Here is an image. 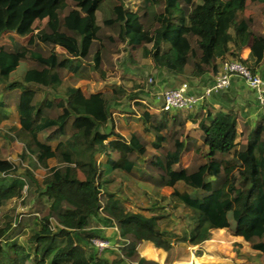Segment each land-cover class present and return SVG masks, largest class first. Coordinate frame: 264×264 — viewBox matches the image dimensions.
Masks as SVG:
<instances>
[{
  "label": "trees",
  "instance_id": "trees-1",
  "mask_svg": "<svg viewBox=\"0 0 264 264\" xmlns=\"http://www.w3.org/2000/svg\"><path fill=\"white\" fill-rule=\"evenodd\" d=\"M106 2L0 0V37L13 33L28 38L26 46L15 38L0 46V123L13 107L19 123L13 138L21 145L18 165L0 156V208L22 198L27 186L25 201L34 203L35 213H43L26 244L17 239L26 219L14 217L0 224V264H157L139 255L141 243L158 249L147 247L145 255L160 260L166 253L165 264H170L169 256L181 241L197 246L210 240L214 230L213 238L223 235L222 229L242 237L264 257V105L257 99L262 112L245 139H238V116L232 108L206 111L197 127L204 159L190 168L182 167L181 157L192 150V139L171 140L165 132L168 125L185 124L189 117L179 122L177 116L161 113L157 119L145 101L152 95L147 82L133 85L131 91L117 84L90 94L78 113L73 112L79 95L76 84L93 74L107 78L104 65L111 60V46L122 45L130 63L138 51L148 59L157 71V90L165 76H208L211 81L226 60L240 62L264 78L258 71L264 64V34L253 30L255 19L246 15L248 10L261 15L258 8L264 0H131L135 10L123 4L111 8ZM36 21L44 25L34 32ZM55 47L65 55H57ZM246 48L249 55L243 59ZM23 61L29 67L15 80ZM121 107L123 116L137 120L153 137L152 149L162 151L150 162L144 163L146 142L141 134L131 132L126 138L116 131L112 116ZM169 142L171 148L165 150ZM22 163L44 170L40 183L27 167L19 173ZM133 171L139 181L172 189V197L190 211L184 239L176 241V235L163 230L161 222L168 218L163 206L145 216L127 210L108 190L115 172ZM178 183L195 195L176 191ZM100 226L120 233L121 258L109 262L93 250L91 239L101 238Z\"/></svg>",
  "mask_w": 264,
  "mask_h": 264
},
{
  "label": "rangeland",
  "instance_id": "rangeland-1",
  "mask_svg": "<svg viewBox=\"0 0 264 264\" xmlns=\"http://www.w3.org/2000/svg\"><path fill=\"white\" fill-rule=\"evenodd\" d=\"M106 3L111 8L119 4H123L125 8L134 10L136 9L134 4L131 5V0H107ZM247 3H249V1H247ZM258 10L261 12V15H257L259 13H256L253 10H248L246 12V15L248 17H254L255 19L253 30L256 33L264 34V22L262 21V18H264V6H259ZM148 12H151V8ZM43 25L44 24L35 22L33 25L34 32L41 30L43 28ZM11 38H15L17 43L23 46L27 45L28 38L18 39L16 36H14L13 33H6L0 37V46L8 45ZM123 49L124 48L122 45H117V48H113L111 46V53L109 57L111 60L109 62L107 61L104 65V71L107 75V78L105 80L100 79L97 74H93L89 79L83 80L80 83L78 82L77 88L79 89V95L74 102V113H78L79 106L81 105L82 100L88 97L91 93H94L96 91L108 90L117 84L124 85L129 91H131L133 85H138L140 82H147L149 84L146 87L147 90L152 91V95L145 99V101L149 105L155 104L154 100L162 91L173 88V85L175 86L174 79L168 77L166 78L165 76L164 84L161 86V89L157 90V71L152 68L150 61L143 58L138 51L134 55V63H130ZM245 50L243 51V54L245 53ZM55 52L60 56L65 55L64 49L60 47H55ZM252 62L253 61H250V64H252ZM28 67L29 66L28 64H26V61L19 63L18 69L14 73L15 80H18ZM259 70L260 68H258V71ZM150 79H152L151 82ZM179 80L186 81V83H188L192 88V92L196 94H200L204 88V78L202 80L179 78ZM152 83H155V86L152 85L153 87H151L150 84ZM156 91H158L159 93L155 94ZM238 93L240 94V100L237 98V100H235L234 106L235 112L238 116V129L244 131L243 133H240L241 136L238 139H245L248 132L254 127L256 121L259 119L262 109H260L256 104H253V106L250 104V102L253 103L252 101L254 98L252 93L244 89L240 90ZM231 99H233V96ZM238 101H244L245 105H241V107V103H239ZM232 102L233 101H231V103ZM205 103L206 101H204L200 106H198L191 112L173 111L170 113L171 115L177 116L179 122L184 121L189 117L188 120H185V124L176 127H171L170 125H168V128L165 130L167 138H171V140L173 138L184 140V138L187 136L190 137L193 141L192 150H189V152H185L182 154V167H188L189 165L190 168L195 164H200L201 162H203L204 158L202 157V153H200L202 149L200 143L201 137L197 132V127L198 123L204 118ZM120 109H115V114L112 116V120L116 128L126 138H128L129 133L131 132H138L139 134H141L140 136L146 142L144 163L150 162L153 155H159L160 153H162V151H154L150 146V142L152 141L153 137L142 131L141 124L137 120H135L134 118H126V116H123V108L121 107ZM132 109L134 110L133 107ZM8 111L10 113L8 120L0 123V156L4 160L12 164L18 165L20 163L19 159L21 149L20 145H18L13 138L14 128H16L18 121L15 113H13V107ZM162 115L163 114H157L156 118L160 120ZM244 121L246 122V124ZM170 133L174 134L171 135ZM164 147L165 150L170 149V142L166 143ZM197 149L199 150V152L196 153ZM97 158L101 162H103L105 159L100 156H97ZM138 166L142 167L143 165L142 163H137V167ZM26 167L32 171L35 179L38 181V183H40L45 175L44 170L31 168L25 163H22L21 165H19V173L23 172V169H26ZM145 170L147 172V169ZM135 171H133L132 174L115 172L113 174V177L110 178V182L107 185L108 190L111 193H114L115 196L123 202V206L127 210L143 214L145 216H149L154 211V209H159L160 206H163L165 208L164 212L168 215V218L161 222L163 230L176 235V241L184 239L186 235L187 225L190 222V211L178 200H176V198L172 197V189L157 188L156 186H153L151 182H146L144 179H142L143 181H139ZM174 189L179 193L185 192L190 194L191 196L195 195V191L185 187L181 183H178ZM22 194V198L10 200L0 208V224L8 222L14 217H17L20 220L26 219L24 230L19 234L17 238L18 240H20V242L26 244L28 239L38 230V220L43 213H39L40 215L35 213L36 209L34 210V203H27L25 201L27 195L26 190H23ZM34 199L35 198H32V200ZM43 203L47 204V200L44 199ZM97 229L99 230L101 235L100 239L108 240L111 244L119 245V248L117 250L108 249L101 253L100 256L98 255V257H103L109 262H113L115 259L121 258V256L119 255V250L120 248H122V245L120 244L119 240L120 233L116 230V228L100 226ZM213 236L214 233H212L211 235V241H206V243L203 242L193 247L185 244L184 241H181L179 246L175 250H173L171 256H169L170 263L172 264L175 259L180 257L182 258L183 262L187 264H253L252 261H254L255 259L250 260L247 259L246 256H243V254L238 250L240 246L235 248V245H231L232 238L230 237L228 230L221 236L219 235L214 238ZM137 249L139 250V253L141 252V255H145L142 252V247H138ZM198 253H200L201 256H198ZM235 256H237L239 260L246 259V262L239 263L234 261ZM165 257H167V254H164L162 259H160L162 264ZM156 261H158V259ZM183 262H178L177 264Z\"/></svg>",
  "mask_w": 264,
  "mask_h": 264
},
{
  "label": "built area",
  "instance_id": "built-area-1",
  "mask_svg": "<svg viewBox=\"0 0 264 264\" xmlns=\"http://www.w3.org/2000/svg\"><path fill=\"white\" fill-rule=\"evenodd\" d=\"M233 78L241 79L251 90L261 105H264V79L257 73H253L242 63L226 60L221 64L218 75L214 77L211 86L203 88L200 94L192 92L189 84L184 82L176 88H170L158 94L153 105H147L150 112L154 114L171 113L173 111L191 112L214 94H218L230 87ZM152 79H150L151 82ZM27 190V186H24ZM91 245L97 255L110 249L117 250L119 245L111 244L108 240L94 238Z\"/></svg>",
  "mask_w": 264,
  "mask_h": 264
},
{
  "label": "crops",
  "instance_id": "crops-1",
  "mask_svg": "<svg viewBox=\"0 0 264 264\" xmlns=\"http://www.w3.org/2000/svg\"><path fill=\"white\" fill-rule=\"evenodd\" d=\"M36 22H38V21H36ZM9 34V33H8ZM245 50V49H244ZM243 50V51H244ZM243 51H242V53H241V57L243 58V59H247L248 58V55H249V49L248 48H246V50H245V53L243 54ZM259 68L261 69V70H263V73H264V64H260V66H259ZM258 75H259V73H258ZM262 77V76H261ZM263 78V77H262ZM212 80L210 81V77H205L204 78V88L205 87H208V86H210L209 84L212 82H214V78H211ZM264 79V78H263ZM83 81V80H82ZM81 81H79V83H80ZM184 82H186V81H184V80H182V81H180L179 80V78H176V80H174V84H175V86H176V84H178V86L181 84V83H184ZM78 84V83H77ZM77 84H76V87H77ZM174 85L172 86L173 88H176V87H178V86H176L175 87ZM246 90V91H249L250 93H252V95L254 96V98H253V103H251L250 102V104L253 106V104L255 105L256 104V97H255V94L251 91V90H249L248 89V87L245 85V83L241 80V79H239V78H233L232 80H231V84H230V87L228 88V89H226V90H224V91H222V93H221V95H219V96H215V95H213V96H211V97H209L207 100H206V103H205V106H204V114L206 113V111L207 110H209V111H211V112H214V111H227V110H229V109H233V111L235 112V100H237V98L239 99V96H240V94L238 93L240 90ZM161 91V90H160ZM98 92H102V91H96V92H94V93H98ZM94 93H91V94H94ZM222 94H228L229 95V97H227L226 99L225 98H222L221 96H222ZM217 95V94H216ZM232 96H233V99H231L232 98ZM240 100V99H239ZM231 101H233L232 103H231ZM239 103H241L240 104V106L242 105V106H244L245 105V102L244 101H238ZM239 106V107H240ZM241 106V107H242ZM240 107V108H241ZM12 108V107H11ZM246 108V107H245ZM10 109V108H9ZM8 109V110H9ZM14 109V108H13ZM7 110V112H8V117H9V115H10V113H9V111ZM13 113H15V111L13 112ZM236 113V112H235ZM15 115H16V113H15ZM119 116H122V115H119ZM16 117H17V115H16ZM7 120H8V118H7ZM6 121V120H5ZM5 121H3V122H5ZM17 121H18V117H17ZM237 121H238V119H237ZM245 122V121H244ZM245 124H246V122H245ZM237 125H238V122H237ZM19 126V123H17V126L16 127H18ZM117 132H118V130H116ZM244 131H242V130H239L238 129V133H243ZM18 145H20L19 143H17ZM20 149H21V145H20ZM3 159V158H2ZM56 165V163H55V161H53V160H51V161H49V167H53V166H55ZM217 230H220V229H217ZM222 230H225V232H227V230L228 229H222ZM216 230H214V231H212V233H214ZM228 233L230 234V237L232 238V240H231V245L233 244V245H235V248H237V247H239L240 246V248H238V250L243 254V256H246V258L247 259H250V260H253V259H255L254 261H252L253 262V264H264V257L261 255V253L260 252H258V251H255V250H252L251 248H250V246H249V244L247 243V242H245L244 241V239L242 238V237H239V236H234V235H232V233H231V231L230 230H228ZM208 241H211V240H208ZM205 243H206V241H205ZM138 247H142L143 249H142V252L144 251V249H146L147 247H150V248H152V249H155L150 243H141V244H139L138 246H137V248ZM155 250H158V249H155ZM161 251V250H160ZM137 252L139 253V250L137 249ZM161 252H163V251H161ZM144 253V252H143ZM164 253V252H163ZM145 254V253H144ZM164 254H166V253H164ZM241 254V255H242ZM139 255L141 256V257H144L145 259H147V260H150V261H154V262H156L157 264H162V262H161V260L159 261V257H158V261H156L157 259H155V258H153V257H150V256H148V255H141V252L139 253ZM162 259V258H161ZM165 260H166V257H165V259H164V261H163V264H165ZM234 261H236V262H239V263H241V262H246V259H240L239 260V258H237V256H235L234 257ZM183 262V261H182ZM178 262H176L175 260L172 262V264H177ZM184 264H187V263H185V262H183ZM171 264V263H170ZM242 264V263H241Z\"/></svg>",
  "mask_w": 264,
  "mask_h": 264
}]
</instances>
